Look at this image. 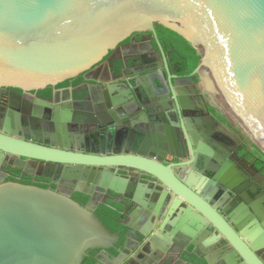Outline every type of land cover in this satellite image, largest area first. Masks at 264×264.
I'll return each instance as SVG.
<instances>
[{"label":"water","instance_id":"95a60500","mask_svg":"<svg viewBox=\"0 0 264 264\" xmlns=\"http://www.w3.org/2000/svg\"><path fill=\"white\" fill-rule=\"evenodd\" d=\"M155 26L175 33L197 52L193 74L201 87L220 98L230 122L264 159V0H0V96L16 105L24 103L40 111L54 106L61 112L51 135L33 133L15 121L0 124V264H83L89 250L129 256L132 235L149 237L137 226L138 205L146 191L158 196L155 209L159 212L165 211L169 200V215L182 202L187 205L177 229L167 227V218L153 243L165 245L178 236L190 242L195 254L221 239L230 243L231 252L243 264H264V230L257 225L258 219L264 221V209L259 212L253 203L252 230L238 227L237 234L196 195L199 192H193L191 178H181L182 184L165 161L162 150L179 143L180 125L160 117L162 110L143 101L156 90L161 106L171 96L183 116L174 76L166 80L157 68H136L135 75L124 79L128 91L118 89L120 83H109L114 94L107 105L111 120L91 133L69 126L74 119L81 123L83 117L68 111L63 94L58 103L49 104L58 86L100 66L134 34L153 35ZM116 63L128 66L123 60ZM116 71L123 74L122 67ZM99 84V80H86L87 88L71 102L84 101L91 87ZM48 89L50 99L38 96ZM24 93L35 98L26 99ZM129 98L138 110L122 118L116 110ZM188 146L201 154L204 170L217 171L215 180L234 186L231 180L237 171L214 153L224 154L221 149L226 143L219 146L197 137ZM215 163L217 168L211 169L209 165ZM9 167L19 173V181H4L14 178L6 171ZM23 177L45 178L56 188L23 184ZM147 178L161 190L142 186ZM60 187L72 191L63 193ZM73 193L89 198L87 204L74 201ZM100 207L118 214L120 225L127 229L121 249L116 246L120 236L96 215ZM213 228L219 234L207 239ZM164 229L173 235L163 233ZM198 235L200 240L195 239ZM97 257L111 261L103 254Z\"/></svg>","mask_w":264,"mask_h":264},{"label":"flooded vegetation","instance_id":"af4514ba","mask_svg":"<svg viewBox=\"0 0 264 264\" xmlns=\"http://www.w3.org/2000/svg\"><path fill=\"white\" fill-rule=\"evenodd\" d=\"M120 60L126 61L128 66L123 67L120 63H116ZM190 60L188 47L181 39L167 32L162 27L155 26L153 35L150 33L134 34L130 40L128 39L116 51L110 53L100 66L75 80L69 81L67 86L58 87L57 90L59 91L56 92L49 104L58 103L61 100V94H63L64 100L68 102L66 104L67 107L69 105L68 111L75 114V116L81 115L83 117L81 123L74 121V119L69 123V126L78 129L80 133L87 131L91 133L97 127L104 129L106 122L111 120L107 105L110 106L111 98L114 94L113 90L111 91L110 89L111 87H108L109 83H120L118 89L122 92L128 91V85H125L124 79L135 75L136 68L144 71L157 68L163 73L166 80H168L170 75L174 76L179 81L174 88L182 98L184 105L183 116L180 114V106L177 102H173V97L171 96L165 98V100L163 99V105L161 106L156 90H151L148 97L143 101L147 106L162 110L160 117L164 116L172 123L180 125V134L177 137L179 143L175 146L173 145V147H169L167 144L162 150L165 161L170 163L174 175L182 184L181 178L186 177V180L191 178V182L195 186V189H192L193 192L195 194L199 192L196 195L204 199L208 205L216 210L232 231L239 234L238 227H242V230L250 231L252 230L251 217L255 216L253 203H256L259 212L261 211L260 209H264V187L259 184H264V181H258L259 177L264 178V159L251 151L244 135L230 122L225 111L226 108L220 98L214 94H209L206 89L204 90L201 87L200 80L193 74L194 70H189ZM134 63H136L135 66L132 65ZM120 67L123 69V74L116 71ZM91 79L99 80L102 84L91 87L90 94L84 101L78 102L75 100L71 102V97L75 98V95L79 94L82 89H86L85 81ZM151 79L153 80L154 77ZM77 80H81V82L78 85H74ZM48 90L51 91V89ZM38 96L43 99L48 98L43 95V92L39 93ZM24 97L26 99L35 98L31 93H24ZM136 105L134 100L129 98L116 111L123 118L125 114L135 113L138 110ZM59 114L61 115V112L59 113L54 106L45 111H40L37 108H30L24 103L16 105L14 102L9 101L7 96H0V124L6 120L15 121L19 122L23 127H29L33 133L51 135L55 131V123L58 121L56 118ZM87 135L89 134L87 133ZM197 137L199 139L207 138L219 146L222 143L227 144V147L223 146V149H221L225 155L213 148L210 149L214 150V153L220 159L229 160L233 165V169L237 171L231 180L235 181L233 187H229V182L222 184L215 180L217 171L212 173L204 170L201 154H198L194 147L188 146V144L193 146L194 142L197 141ZM226 155L228 156L226 157ZM150 156L154 157L152 154ZM33 165L36 167L37 164L33 163ZM209 167L216 169L217 163L209 165ZM6 171L15 175L14 178L8 177L4 181H19V173L12 170L11 167L6 168ZM122 173L131 175L129 171ZM21 181L29 182L38 187L46 186L45 189L56 188L54 185L50 186L45 178L32 180L29 177H23L20 179ZM142 182V186H147L150 190L160 189L149 178ZM213 182L215 184H210ZM58 191L70 193L72 190L60 187ZM82 197L84 196L75 193L71 196L74 201L84 206L87 203L81 202ZM158 200L159 198L155 193L147 194V191L146 193L144 192L141 203L138 205L140 216H138L137 226H139V231L149 234V237L139 238L137 235H132L128 243L131 248L129 256H120L113 250H89L85 258L93 256L95 260L93 264H243L239 257L231 252L230 243L221 239L213 241L210 246L202 250L197 249L195 254V249L189 246L190 242H184L178 236L165 245L153 243V237L161 233V223L168 218L167 227L173 230L177 229L187 209L186 203L182 202L169 215L166 211L167 205L172 204L169 200L165 211L159 212L155 209ZM108 203L119 210H123L116 203L110 201ZM98 211L96 215L100 219L101 214ZM158 212L159 214L156 215ZM236 221L237 224H235ZM116 223H118V226L112 233L120 236V243L116 246L117 249H121L127 229L120 225L119 215ZM257 225L264 230V221L258 219ZM206 230L208 231V229ZM164 232L173 235L172 231H167V229H164ZM178 232H182V230L179 229ZM210 232H212V235L209 234L207 236V239L210 240L213 239L215 233L219 234L218 230L215 231L214 228ZM195 239L200 240L201 238L198 235ZM124 253L126 252L124 251ZM99 254L106 255L111 261L98 258ZM119 256V260L114 263L113 260L115 261ZM83 264H85V259Z\"/></svg>","mask_w":264,"mask_h":264},{"label":"trees","instance_id":"16d2710c","mask_svg":"<svg viewBox=\"0 0 264 264\" xmlns=\"http://www.w3.org/2000/svg\"><path fill=\"white\" fill-rule=\"evenodd\" d=\"M164 29V28H163ZM167 32L171 33L172 35H174L175 37L181 39V41L188 47V52H189V56H190V71H193L196 69V67L198 66V62H199V56L197 55V52H195V50L188 44L186 43L181 37H179L178 35H176L175 33L165 29ZM81 82V80H77L75 81L74 85H78L79 83ZM69 84V82H66L58 87H64V86H67ZM43 95L45 97H50L51 96V91L48 90L46 92L43 93ZM21 183L23 184H27V185H30L29 182H24V181H21ZM41 188H45L46 186H40ZM81 202L82 203H87L88 201V198L87 197H82L81 198ZM100 214H101V217H100V220L102 221L103 224L106 225V227L109 229L110 232H113L116 228H117V224L116 221H118V215L115 214V212L113 211H110L108 210L107 208L105 207H101L100 210H99ZM108 216L106 218V216ZM94 259H93V256H89V257H86L85 258V264H93L94 263Z\"/></svg>","mask_w":264,"mask_h":264},{"label":"rangeland","instance_id":"374dc122","mask_svg":"<svg viewBox=\"0 0 264 264\" xmlns=\"http://www.w3.org/2000/svg\"><path fill=\"white\" fill-rule=\"evenodd\" d=\"M250 146V145H249ZM251 148V147H250ZM251 151L255 154V155H257V156H259L252 148H251ZM260 157V156H259Z\"/></svg>","mask_w":264,"mask_h":264}]
</instances>
